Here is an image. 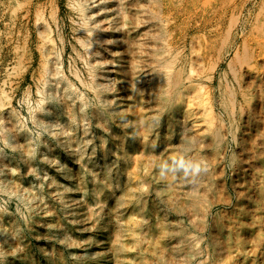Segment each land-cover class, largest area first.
Here are the masks:
<instances>
[{"label": "rangeland", "instance_id": "rangeland-1", "mask_svg": "<svg viewBox=\"0 0 264 264\" xmlns=\"http://www.w3.org/2000/svg\"><path fill=\"white\" fill-rule=\"evenodd\" d=\"M84 1L0 0V153L7 156L0 161V177L5 170L8 184L14 189L0 184L3 190L0 191V264H264V85L259 83V88L247 81L240 58L264 24V0L143 2L149 4V7L145 5L149 12L159 14L157 30L163 32L161 42L166 46L161 42L160 45L167 50L163 56L176 63L183 86H189L186 77L200 56L207 67L208 62L217 61L228 48L232 49L230 58L218 68L211 87L216 101L214 115L218 119L222 111L220 104L227 100L228 86L245 94H241L240 116L227 121L229 132L220 130L221 141L215 146L209 143L208 129H218L220 123L208 115L207 101L202 100L203 106H195L187 94L182 95L179 116L183 118L180 121L185 131L180 135L185 144L186 140L192 142L190 149H184L185 157H189L190 164L201 163V175L197 179L193 177L185 190V194L196 190L200 205L195 209L190 205L180 209V205L168 204L156 190L161 189L156 173L146 176L145 152L150 137L147 135L148 95L138 90L143 87L141 84L119 92L112 90L124 79L120 62L123 52L116 45H109L107 68L94 64L95 58L81 40L91 37L89 28L97 18L91 15L93 6L86 3L84 11L80 8ZM118 2L116 7L122 9L123 1ZM107 14L103 16L108 17ZM110 19H105L106 26H114ZM226 30L233 34L228 35ZM114 32L109 36L111 41L117 37ZM163 35L167 43L162 41ZM166 35H170L168 39ZM51 70L58 74V83L46 84L49 77L53 78ZM107 84L109 91L105 88ZM51 88H59L60 94L68 90L69 97L63 103L48 93ZM96 91H103L102 100ZM45 108L61 111L60 121L72 129L68 134L73 149L77 150L75 155H68L58 140L39 125L37 117L48 112ZM162 122L161 138H171L166 143L167 150L174 149L177 138L173 132L166 133L165 121ZM16 136L21 145L24 141L33 144L34 151L29 153L25 146L20 151L13 148ZM40 138L48 140L49 146L64 157L73 187L85 203L81 207L84 215L76 210L78 206L71 201V193L59 184L65 182L62 170L52 159L42 158ZM45 169L59 182L54 183L51 176H46ZM129 173L131 185L127 182ZM129 186H132L131 198L125 194ZM161 223L167 233L186 235L182 255L167 249Z\"/></svg>", "mask_w": 264, "mask_h": 264}, {"label": "bare ground", "instance_id": "bare-ground-1", "mask_svg": "<svg viewBox=\"0 0 264 264\" xmlns=\"http://www.w3.org/2000/svg\"><path fill=\"white\" fill-rule=\"evenodd\" d=\"M108 1V2H107ZM85 0L83 4L79 5L80 8L84 11L86 8V3L89 4L88 6H93L92 8V17H96L97 20L93 23V27H90V31L92 32L91 37L87 39V41H82L84 46L87 47L89 50L88 53H90L91 57L93 56L95 58L94 64L101 65L102 67L104 66L107 68L109 65V47L111 49V46L109 45H116L118 49H120V53L123 56L120 57V62L121 63V71L123 72L124 79L122 81V84L115 85L112 90H116L119 92V90H125L131 86H134L136 84H141L143 87L138 89L139 91L145 92L148 95V102L150 104L147 106L148 113L150 116V123L147 125V135L149 137V141L146 143V150L145 152L148 160V164H146L145 169L147 170V175H154L156 173L155 178L158 182L161 183V189H157V192L159 193L160 196H162L163 200L166 201L168 204L174 203L176 206L180 205L183 208H186V206L190 205V207H198L200 205V201L198 200L196 190L191 193L187 191V195L185 194V190L191 182L193 177H196L197 179L198 176L201 175V173H197L194 175L191 173L190 170H185L183 168H179L177 166V162L179 160H183L184 163L189 166V169L193 164H190V160L185 157L187 153H184V149H190L191 143L189 140H186V144L184 143L185 141L181 138L182 136L180 135L181 131H185L184 125H182L180 119V112L179 108L183 104V99L182 95H188L190 98V103L195 106H203L205 101L202 102V100H206L208 104V115H210L213 119H217L218 122L220 123V128L215 129V128H209L208 130L210 131V138L209 143L211 145H219L221 141V131L223 129H226V132H229L227 126L228 120H232L234 118L237 119L240 116V108L242 104V95L243 93H239L238 89L236 87H227L225 90V94L227 96V100L221 102L220 108L222 111L219 114V119L214 115V111H216V101H215V92L212 90V86L215 84L216 81V74L218 71V68L220 67L221 63L226 60L227 57L231 54L232 49L228 48L221 57L215 61V62H208L207 67L205 66V60H202L201 54H199L200 58H198L196 61H194L193 66L191 67V72L188 74L189 76L186 77L189 80V86H183L182 85V79H181V71H176L175 69V62L172 61V59H165L164 56L167 55L166 51L161 48L160 42H161V33L159 32L160 28H158V15L155 13L149 12L148 8L149 7L147 4L143 3L144 0ZM121 1H123L121 3ZM182 1V0H181ZM195 1V0H194ZM197 1V0H196ZM239 1V0H238ZM121 3L122 4V9H119L116 7V4ZM165 2V1H164ZM215 2V1H214ZM247 2V1H246ZM108 3V4H106ZM157 3V2H156ZM155 3V4H156ZM159 3V2H158ZM185 3V2H184ZM105 4V5H104ZM263 4V3H262ZM147 5V7L145 6ZM161 5V4H160ZM196 5V4H195ZM209 5V4H208ZM232 5V4H231ZM264 5V4H263ZM119 6V5H117ZM164 6V5H163ZM197 6V5H196ZM246 6V5H245ZM120 7V6H119ZM151 7V6H150ZM153 7V5H152ZM157 7V6H156ZM202 7V6H201ZM160 9V7H158ZM167 8V7H166ZM89 9V8H88ZM156 9V8H155ZM158 9V10H159ZM164 9V8H163ZM232 9V8H231ZM115 10V11H114ZM123 10V11H122ZM162 10V9H161ZM160 10V11H161ZM195 10V9H194ZM261 10V9H260ZM87 11V10H86ZM91 11V9H89ZM114 11V12H113ZM167 11V10H166ZM177 11V10H176ZM225 11V10H224ZM234 11V10H233ZM264 11V10H263ZM262 11V12H263ZM157 12V11H156ZM159 12V11H158ZM232 12V11H231ZM240 12V11H239ZM107 14L109 18H111L110 22L114 23V26L109 25L106 26L105 19L108 17L103 16L104 14ZM83 14V13H82ZM161 14V13H160ZM165 14V13H164ZM230 14V13H229ZM243 14V13H242ZM227 15V14H226ZM234 15V14H233ZM238 15V14H237ZM236 15V16H237ZM257 15V14H256ZM37 16V14H36ZM86 16H89L88 14ZM163 16V14H162ZM161 16V17H162ZM235 16V15H234ZM247 16V15H246ZM254 16V15H253ZM252 16V17H253ZM259 16V15H258ZM89 16L88 18H92ZM175 17V16H174ZM225 17V16H224ZM233 17V16H232ZM231 17V18H232ZM257 17V16H256ZM179 18V16H178ZM235 18V17H233ZM232 18V19H233ZM239 18V15H238ZM237 18V19H238ZM241 18V17H240ZM171 19V17H170ZM242 19V18H241ZM260 19V18H259ZM94 20V19H92ZM167 20H169L167 18ZM174 20V19H173ZM222 20V19H221ZM252 20V19H251ZM250 20V21H251ZM108 21V20H107ZM165 22V20H163ZM233 21V20H232ZM88 22V21H87ZM90 22V21H89ZM175 22V21H174ZM231 22V21H230ZM235 22V20H234ZM257 22V20H256ZM262 22V21H261ZM260 22V23H261ZM77 23V22H76ZM92 23V22H91ZM169 23V22H168ZM171 23V22H170ZM252 23V22H251ZM110 24V23H109ZM166 24V23H165ZM247 24V23H246ZM250 24V23H249ZM85 25V24H84ZM173 25V24H172ZM222 25V24H221ZM231 25V24H230ZM236 25V24H235ZM165 26V25H164ZM224 26V25H223ZM232 26V25H231ZM242 26V25H241ZM244 26V25H243ZM250 26V25H249ZM252 26V25H251ZM255 26V24H254ZM258 26V25H256ZM162 27V26H161ZM167 27V25H166ZM219 28V27H218ZM217 28V29H218ZM252 28V27H251ZM257 28V27H256ZM254 28V29H256ZM85 29V28H84ZM168 30V28H166ZM225 29V28H224ZM230 29V28H229ZM228 29V30H229ZM247 29V28H246ZM260 31L259 34L256 36L255 40L247 47L245 45V51L244 55L242 57L240 56L242 62L241 66L247 72L248 79L247 81L249 82H254L253 84L258 85L263 84L264 85V24L262 27H259ZM259 29H256L259 30ZM165 30V29H164ZM233 30H234V25H233ZM248 30V29H247ZM112 31L117 32L116 38L114 41H111L109 39L110 34ZM169 31V30H168ZM171 31V29H170ZM218 31V30H217ZM239 31V30H238ZM237 31V32H238ZM254 31V30H253ZM114 32V33H115ZM227 32V30H226ZM230 32V31H229ZM239 33V32H238ZM89 34V33H88ZM161 34V35H160ZM228 34V32H227ZM228 34V35H232ZM240 34V33H239ZM245 34V33H244ZM90 35V34H89ZM113 35V34H112ZM165 35V34H164ZM164 35H163V40H164ZM220 35V34H219ZM223 35V34H221ZM235 35V34H234ZM233 35V36H234ZM249 35V33L247 34ZM253 35V33L251 34ZM167 36V35H166ZM170 36V35H168ZM167 36V39H168ZM229 36V38H230ZM88 37V36H87ZM225 37V36H224ZM247 37V36H245ZM244 37V38H245ZM249 37V36H248ZM84 38V37H83ZM114 38V37H113ZM224 39V38H223ZM228 39V37H227ZM227 39L225 40L227 42ZM242 39V38H241ZM222 40V39H221ZM230 40V39H229ZM247 40V39H246ZM253 40V39H252ZM218 41V40H217ZM235 41V39H234ZM245 42V40H243ZM250 41V40H249ZM222 41V45H223ZM243 42V43H244ZM248 42V41H247ZM246 42V43H247ZM98 43L100 44V48L98 47ZM215 43V42H214ZM218 43V42H217ZM162 44V42H161ZM164 44V43H163ZM162 44V45H163ZM227 44V43H226ZM231 44V43H230ZM236 44V43H235ZM238 44H240L238 42ZM166 46V45H163ZM224 46V45H223ZM230 46V45H229ZM239 46V45H238ZM168 47V46H167ZM165 48V47H164ZM170 48V47H168ZM218 48V47H217ZM172 49V47H171ZM169 49V50H171ZM225 49V48H224ZM234 49V48H233ZM238 49V47L236 48ZM201 50V49H200ZM112 51V50H110ZM122 51V52H121ZM119 52V50H118ZM169 52V51H168ZM198 52V51H197ZM238 52V51H237ZM165 55L163 56V54ZM201 53V52H200ZM240 53V52H239ZM120 54V55H121ZM206 54V53H205ZM217 54V53H216ZM219 54V52H218ZM87 55V54H86ZM111 55V54H110ZM203 55V54H202ZM210 55V54H209ZM220 55V54H219ZM234 55V54H233ZM178 56V55H177ZM198 57L197 55H195ZM231 56V55H230ZM239 57V55H235V57ZM90 57V58H91ZM211 58V57H210ZM217 58V57H216ZM230 58V57H229ZM234 57H232L233 59ZM196 59V58H194ZM215 59V58H214ZM237 60V59H236ZM56 61V60H55ZM176 61V60H175ZM193 61V60H192ZM212 61V60H211ZM113 63V62H112ZM210 63V64H209ZM89 64V63H88ZM93 64V65H94ZM233 64V63H231ZM50 65V64H49ZM61 65V63H60ZM229 67H230V62H229ZM235 65V63H234ZM232 66V65H231ZM240 66V65H239ZM240 66V67H241ZM96 67V66H95ZM120 67V66H119ZM241 67V68H242ZM232 68V67H231ZM230 68V69H231ZM236 68V67H235ZM240 68V69H241ZM94 69V68H91ZM118 69V68H117ZM57 70V69H56ZM55 70V71H56ZM60 70V69H59ZM104 70V69H103ZM110 70V69H108ZM235 70V69H234ZM95 71V70H94ZM114 71V70H111ZM119 71V70H118ZM233 70H231L232 72ZM239 71V69L237 70ZM234 71V72H237ZM58 72V70H57ZM108 72V71H107ZM233 72V73H234ZM243 72V71H242ZM116 73V71H115ZM241 73V72H240ZM57 73H54L53 70H51V77L47 79L46 84H53V82L58 83L57 79ZM237 74V73H236ZM243 74V73H242ZM234 75V74H232ZM219 76V75H218ZM76 77H78L76 75ZM235 77V75H234ZM244 77V76H243ZM247 78V77H246ZM65 78H63L64 80ZM235 81H237L236 77L234 78ZM81 81V80H80ZM114 81V80H113ZM44 82V81H43ZM99 82V81H98ZM120 83V82H119ZM229 83V82H228ZM246 83V82H245ZM67 84V83H66ZM113 84V83H112ZM184 84V83H183ZM244 84V83H243ZM259 84V85H260ZM108 86L105 85L106 90L109 91V84ZM186 85V84H185ZM242 85V84H241ZM252 84H249V86ZM259 85L257 87H259ZM67 86V85H66ZM97 86V85H96ZM96 86H94L96 88ZM99 86V85H98ZM111 86V85H110ZM231 86V85H230ZM237 86V85H236ZM240 86V85H239ZM57 87V86H56ZM59 87V86H58ZM68 87V86H67ZM93 87V88H94ZM104 87V86H103ZM185 87V90H183ZM248 87V86H247ZM255 87V86H254ZM255 87V88H257ZM99 88V87H98ZM104 88V89H105ZM138 88V87H137ZM260 88V87H259ZM61 89V88H60ZM65 89V88H64ZM100 89V88H99ZM103 89V88H102ZM209 89V90H208ZM214 89V88H213ZM49 90V89H48ZM46 90V91H48ZM45 91V92H46ZM59 88H51L48 93L51 94L55 98V96L59 99L66 101V98L69 97L68 90H64L63 94L59 93ZM79 91V90H78ZM129 91V90H128ZM243 91V90H242ZM261 91V90H260ZM44 92V93H45ZM98 98H102L103 96V91H96ZM141 92V93H142ZM262 92V91H261ZM260 92V93H261ZM47 93V92H46ZM47 93V94H48ZM59 93V94H57ZM105 93V92H104ZM115 93V92H114ZM129 93V92H128ZM142 93V94H145ZM221 93V92H220ZM250 93V92H248ZM252 93V92H251ZM259 93V92H258ZM259 93V94H260ZM264 93V90H263ZM49 94V95H50ZM109 94V93H108ZM131 95V91L129 93ZM245 95V94H243ZM249 96V95H247ZM256 96V95H255ZM260 96V95H259ZM106 97V96H105ZM128 97V96H127ZM186 98V96H184ZM130 98V96H129ZM223 98V97H222ZM248 98V97H247ZM252 98V97H251ZM218 99V98H217ZM259 99V98H258ZM102 100V99H101ZM146 100V101H147ZM188 100V98H187ZM253 100V99H252ZM264 100V99H263ZM245 101V100H244ZM61 102V103H62ZM249 103V102H248ZM188 104V103H187ZM262 104V102H261ZM245 105V104H244ZM257 105V104H256ZM40 109L44 108L42 103L39 105ZM38 107V108H39ZM47 107V106H46ZM250 107V106H248ZM256 107V106H255ZM259 107V106H258ZM261 107V106H260ZM253 107H251L252 109ZM48 109V112L45 113L43 116H38L37 119L39 118V125L43 127L45 131H47L49 134L53 135L58 142L61 145V148H65L69 153L68 155H75V151L73 149V144L71 137L69 134L72 132V129L66 128V125L60 121L61 117V111L60 110H52L53 108H45L44 110ZM258 109V108H257ZM244 110V109H242ZM246 110V109H245ZM39 111V110H38ZM41 111V110H40ZM39 111V112H40ZM206 111V110H205ZM249 111V110H248ZM252 111V110H251ZM42 112V111H41ZM245 113V112H244ZM255 113V112H254ZM39 114V113H38ZM37 114V115H38ZM253 114V113H252ZM74 115V114H73ZM205 115V114H204ZM242 115V114H241ZM64 116V115H63ZM244 116V115H243ZM252 117V116H251ZM246 118V117H245ZM36 119V120H37ZM79 119V118H78ZM77 119V120H78ZM250 119V117H249ZM35 120V119H34ZM149 120V119H148ZM165 121V131L166 133H174V137L177 138L175 143L174 149H168V144H166L171 138L168 140L164 137L163 139L161 138L162 131V125L160 124L163 123L162 121ZM246 120V119H245ZM244 120V121H245ZM72 121V120H71ZM74 121V120H73ZM215 121V120H214ZM213 121V122H214ZM239 121V120H238ZM37 122V121H36ZM209 122V121H208ZM247 123V122H246ZM232 124V121H231ZM164 125V124H163ZM238 125V124H237ZM219 126V125H216ZM215 126V127H216ZM75 127V126H74ZM85 127V126H84ZM234 127V125H233ZM10 128V127H9ZM17 128V127H16ZM239 128V127H238ZM41 129V128H40ZM74 129V128H73ZM237 129V128H236ZM85 130V129H84ZM68 131L70 132L68 134ZM233 131V130H231ZM237 131V130H236ZM11 132V130L9 131ZM15 132V131H14ZM225 132V133H226ZM16 133V132H15ZM25 134V133H24ZM9 135V134H8ZM72 135V134H71ZM154 135L156 136L154 138ZM169 135V134H168ZM226 135V134H225ZM27 136V135H26ZM186 136V135H185ZM188 136V134H187ZM229 136V135H228ZM12 137V135H11ZM32 137V135H31ZM83 137V136H82ZM171 137V136H170ZM226 137V136H225ZM224 137V138H225ZM28 138V137H27ZM45 138V137H44ZM77 138V137H76ZM87 138V137H86ZM173 138V137H172ZM184 138V137H183ZM233 138V137H232ZM10 139V138H9ZM13 139V137H12ZM39 139V138H38ZM37 139V140H38ZM41 139V138H40ZM83 139V138H82ZM148 139V138H146ZM190 139V137H189ZM207 139V137H206ZM205 139V140H206ZM234 139V138H233ZM192 140V139H191ZM194 140V139H193ZM192 140V141H193ZM196 140V139H195ZM194 140V141H195ZM204 140V139H203ZM235 140V139H234ZM28 141V140H27ZM34 142V139L32 140ZM42 148H41V156L42 158L45 159H52L53 162L57 164L59 169L62 170V174L64 177L65 182L61 183L58 181L57 178L54 176H51L48 171H46L45 175L46 176H51L52 180L55 182H59V184H62L63 187L66 189L67 192L71 193L70 199L72 202H74L78 208L80 215H84L81 210L82 206H85V203L83 202L81 198V194L78 193L75 188L73 187V178L72 174L70 171L67 169V164L63 161L64 157L59 156V152L56 149H53L49 146L50 142L47 140H42ZM223 141V140H222ZM39 142V141H38ZM79 142V141H78ZM77 142V145L81 146V143ZM189 142V143H188ZM13 148L20 149L21 148H28L29 153H32L34 151V145L31 143H25L19 140V138L16 136L14 137L13 140ZM54 143V142H53ZM56 143V142H55ZM145 143V142H144ZM171 143V142H170ZM11 144V143H10ZM41 144V145H42ZM89 144V143H88ZM87 144V145H88ZM166 144V145H165ZM37 145V144H36ZM194 145V144H193ZM210 145V144H209ZM10 146V145H9ZM172 146V145H171ZM10 148V147H9ZM12 148V147H11ZM83 148V147H82ZM1 149V148H0ZM193 149V148H192ZM4 150V149H3ZM19 150V151H20ZM26 150V149H25ZM82 151V150H81ZM25 152V151H24ZM83 152V151H82ZM86 152V151H85ZM82 154V153H81ZM85 154V153H84ZM36 155V154H35ZM65 155V154H64ZM144 155V154H143ZM142 155V156H143ZM30 156V155H29ZM85 156V155H84ZM69 157V156H68ZM92 157V156H90ZM89 157V159H90ZM144 157V156H143ZM5 158H7L6 154L4 152L0 153V161H4ZM41 158V157H40ZM44 159V160H45ZM9 160V159H8ZM36 160V159H35ZM43 160V159H42ZM47 161V160H46ZM93 161V160H92ZM26 162V161H25ZM91 162V161H90ZM96 162V161H94ZM109 162V161H108ZM41 163V162H40ZM4 164V163H2ZM7 164V163H6ZM36 164V163H35ZM97 164V163H96ZM200 164V161L197 163ZM14 165V164H13ZM92 165V164H91ZM94 165V163H93ZM92 165V166H93ZM196 165V163H195ZM25 166V165H23ZM40 166V165H39ZM50 166V165H49ZM48 166V167H49ZM52 166V165H51ZM2 167V166H1ZM31 167V166H30ZM108 167V166H107ZM8 168V167H7ZM29 168V167H28ZM43 168V167H42ZM94 168V167H93ZM6 169V168H5ZM10 169V167H9ZM21 169V168H20ZM17 170V169H16ZM30 170V168H29ZM71 170V169H70ZM10 171V170H9ZM54 171V170H53ZM111 171V170H110ZM3 176L0 177V184L7 186L9 189H13L10 184H8L9 180V175L5 170H2ZM1 172V173H2ZM60 172V171H59ZM108 172V171H107ZM132 174L129 173L128 180L127 182L130 184L132 182ZM40 176V175H39ZM43 177V175H41ZM59 176V175H58ZM11 178V177H10ZM148 178V177H147ZM150 178V177H149ZM145 180V179H144ZM96 181V180H95ZM147 181V180H146ZM78 182V181H77ZM195 182V181H194ZM15 182L13 181V184ZM31 183V182H30ZM18 184V183H17ZM58 185V184H57ZM77 185V184H76ZM75 185V186H76ZM131 185V184H130ZM196 185V184H195ZM4 186V187H5ZM159 186V185H158ZM14 187V186H13ZM195 187V186H194ZM2 188V187H1ZM6 188V187H5ZM18 188V187H17ZM57 188V187H55ZM24 189V188H23ZM7 190V189H6ZM5 190V191H6ZM10 190V191H11ZM14 190V189H13ZM12 190V191H13ZM16 190V189H15ZM58 190V189H57ZM0 191H3L2 189ZM30 191V190H29ZM65 191V190H64ZM63 191V192H64ZM191 191V190H189ZM7 192V191H6ZM17 192V191H16ZM31 192V191H30ZM57 192V191H56ZM66 192V193H67ZM126 196H129L130 198L133 196L132 194V186H129L127 189V193H125ZM32 196V195H31ZM143 197V196H141ZM200 198V196H199ZM29 199V198H28ZM36 199V198H35ZM67 199V198H66ZM65 199V200H66ZM71 205V203H70ZM87 205V204H86ZM103 205V204H102ZM88 207V205H87ZM35 208V207H34ZM90 208V207H89ZM88 208V209H89ZM178 208V207H177ZM75 209V208H74ZM188 209V208H187ZM192 210V209H190ZM90 211V210H89ZM197 211V209H196ZM74 214V213H73ZM164 216V223L166 220V213L163 214ZM120 222V221H119ZM167 223V222H166ZM161 225V230L164 231L165 236L167 238L165 244L167 249L169 250L170 248L173 250V252L176 253V255H182L183 252H185V247H186V240L187 237L186 235H174L173 233H167L164 230V226ZM1 235V234H0ZM188 235V234H187ZM4 238V237H3ZM1 239V237H0ZM174 240L176 243L175 245L172 244L171 240ZM4 242V240H3ZM177 248V249H175ZM186 254V253H185ZM199 254V253H198ZM197 254V255H198ZM196 256V254H195Z\"/></svg>", "mask_w": 264, "mask_h": 264}, {"label": "clouds", "instance_id": "clouds-1", "mask_svg": "<svg viewBox=\"0 0 264 264\" xmlns=\"http://www.w3.org/2000/svg\"><path fill=\"white\" fill-rule=\"evenodd\" d=\"M177 166L179 168L185 169L186 171L187 170H190L194 175L197 174V173H199L201 171L200 164L193 165L189 169V166H187L182 159L177 162Z\"/></svg>", "mask_w": 264, "mask_h": 264}]
</instances>
